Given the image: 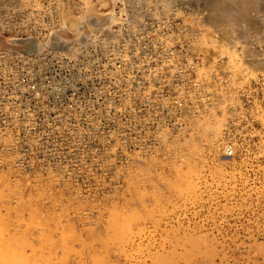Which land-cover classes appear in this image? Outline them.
Returning a JSON list of instances; mask_svg holds the SVG:
<instances>
[{
    "label": "rangeland",
    "instance_id": "1",
    "mask_svg": "<svg viewBox=\"0 0 264 264\" xmlns=\"http://www.w3.org/2000/svg\"><path fill=\"white\" fill-rule=\"evenodd\" d=\"M1 112L0 264H264V0H0Z\"/></svg>",
    "mask_w": 264,
    "mask_h": 264
},
{
    "label": "built area",
    "instance_id": "2",
    "mask_svg": "<svg viewBox=\"0 0 264 264\" xmlns=\"http://www.w3.org/2000/svg\"><path fill=\"white\" fill-rule=\"evenodd\" d=\"M97 26L91 29L86 34L85 51L90 68H97V72L103 73L108 65V56L118 55L122 42L120 35L122 34L120 26L108 27V24ZM93 28V27H92ZM118 62V58L116 57ZM181 106V103H179ZM0 129H6L7 125L6 114L0 113ZM4 143V142H2ZM0 143V144H2ZM230 147L226 148V153L231 154ZM1 159V154H0Z\"/></svg>",
    "mask_w": 264,
    "mask_h": 264
},
{
    "label": "water",
    "instance_id": "3",
    "mask_svg": "<svg viewBox=\"0 0 264 264\" xmlns=\"http://www.w3.org/2000/svg\"><path fill=\"white\" fill-rule=\"evenodd\" d=\"M7 47V46H6ZM8 48H11L12 49V47H10L9 45H8ZM22 54H28V52H25V53H22Z\"/></svg>",
    "mask_w": 264,
    "mask_h": 264
}]
</instances>
